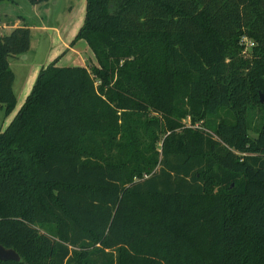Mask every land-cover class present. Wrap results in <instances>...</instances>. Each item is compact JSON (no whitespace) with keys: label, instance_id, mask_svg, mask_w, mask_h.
Returning <instances> with one entry per match:
<instances>
[{"label":"trees","instance_id":"obj_1","mask_svg":"<svg viewBox=\"0 0 264 264\" xmlns=\"http://www.w3.org/2000/svg\"><path fill=\"white\" fill-rule=\"evenodd\" d=\"M78 39L0 130V264H264V0H85Z\"/></svg>","mask_w":264,"mask_h":264},{"label":"crops","instance_id":"obj_2","mask_svg":"<svg viewBox=\"0 0 264 264\" xmlns=\"http://www.w3.org/2000/svg\"><path fill=\"white\" fill-rule=\"evenodd\" d=\"M12 1L13 0H0V35L5 34L11 28L18 26L27 27L29 29V34L32 29L44 32L50 30V34L47 33L50 37V44L46 53H44V59L42 62L37 61L32 55L30 59L27 58V52L31 51L30 45L24 53L19 54L22 55V57L19 58L20 60H15V58H13V65L7 61L13 74L11 89L15 98V103L11 112L5 117H2V105H0V130L5 127L23 102L33 84L38 70L42 66L46 65L54 58H56L54 62L55 66H84L83 59H92L93 57L88 46L82 39L70 43L82 23L85 0H74V3L68 8L63 21L57 25L54 23L44 24L43 18H39L36 23H27L25 19L19 15L9 19L4 6ZM55 3L56 0H46L31 5L32 7L39 8L40 12L47 13L50 10V7ZM61 59L65 61L64 65H59Z\"/></svg>","mask_w":264,"mask_h":264},{"label":"rangeland","instance_id":"obj_3","mask_svg":"<svg viewBox=\"0 0 264 264\" xmlns=\"http://www.w3.org/2000/svg\"><path fill=\"white\" fill-rule=\"evenodd\" d=\"M74 3V0H56V3L50 7V10L47 13L40 12L39 8L32 7L31 3L27 0H13L12 2L6 4L4 6L5 12L9 19H12L16 15L23 17L27 23H36L39 18H43L44 24H59L63 21L64 17L67 14L68 8L70 5ZM40 16V17H38ZM50 30L47 32L38 31V30H30L29 34V45L30 50L27 53V58L30 59L35 57L37 61L42 62L44 59V53H46L47 49L49 48L50 44V37L47 33L50 34ZM242 52L246 53L247 50ZM22 55H15L7 57V61L13 65V58L15 60L21 58ZM20 60V59H19ZM65 61L60 60L59 65H64ZM84 66H88L89 64H95V61L92 59L84 58L83 59ZM13 67V66H12ZM17 74V71H16ZM185 124H188L187 120H184ZM256 122H251V125L248 130L249 136H254V130Z\"/></svg>","mask_w":264,"mask_h":264},{"label":"water","instance_id":"obj_4","mask_svg":"<svg viewBox=\"0 0 264 264\" xmlns=\"http://www.w3.org/2000/svg\"><path fill=\"white\" fill-rule=\"evenodd\" d=\"M0 260L18 261L19 258L17 256V254L12 249H6L0 245Z\"/></svg>","mask_w":264,"mask_h":264},{"label":"built area","instance_id":"obj_5","mask_svg":"<svg viewBox=\"0 0 264 264\" xmlns=\"http://www.w3.org/2000/svg\"><path fill=\"white\" fill-rule=\"evenodd\" d=\"M239 44L242 45L243 51H245L252 46L253 42L250 39L246 38L245 36H242L239 39Z\"/></svg>","mask_w":264,"mask_h":264}]
</instances>
